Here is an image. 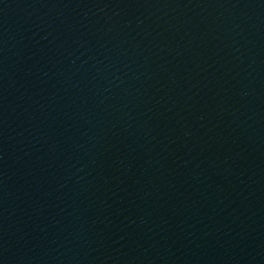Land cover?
<instances>
[{
    "label": "water",
    "instance_id": "95a60500",
    "mask_svg": "<svg viewBox=\"0 0 264 264\" xmlns=\"http://www.w3.org/2000/svg\"><path fill=\"white\" fill-rule=\"evenodd\" d=\"M0 264H264V0H0Z\"/></svg>",
    "mask_w": 264,
    "mask_h": 264
}]
</instances>
